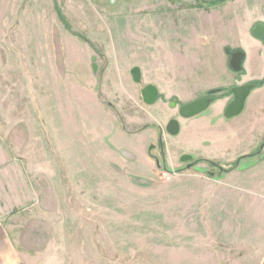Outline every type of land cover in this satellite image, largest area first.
<instances>
[{
	"label": "rangeland",
	"instance_id": "rangeland-1",
	"mask_svg": "<svg viewBox=\"0 0 264 264\" xmlns=\"http://www.w3.org/2000/svg\"><path fill=\"white\" fill-rule=\"evenodd\" d=\"M108 2L0 0V126L12 128L0 135L21 141L14 150L39 189L27 221L14 222L20 264H262L264 228L251 226L259 213L245 191H195L196 178L164 165L169 116L147 110L140 69L123 66L135 60L101 50L116 34ZM221 2L158 12L182 6L194 27Z\"/></svg>",
	"mask_w": 264,
	"mask_h": 264
},
{
	"label": "crops",
	"instance_id": "crops-1",
	"mask_svg": "<svg viewBox=\"0 0 264 264\" xmlns=\"http://www.w3.org/2000/svg\"><path fill=\"white\" fill-rule=\"evenodd\" d=\"M178 1L159 0L157 5L156 0H109L117 10L116 34L115 39L108 34L109 43L101 50L117 52L121 63L135 60L123 66L139 68L140 82L155 89L156 100L147 110L174 118L164 120L165 131L169 121L177 123V133L166 132L163 144V162L171 174L184 169L189 180L196 178L195 191H245V203L259 213L251 226L264 228V34L253 33L256 26H264V0H222L210 18L198 16L194 27L182 6L158 12L166 8L163 4ZM136 3L148 4L141 18L135 15L139 9L132 10ZM244 85L252 88L242 112L225 118L232 89ZM208 91L215 98L195 116L183 118L179 107H164L163 100L186 105ZM138 94L141 97L140 87ZM176 109L179 120L173 117ZM162 120L154 122L160 127ZM1 132L12 128L0 126ZM19 143L10 134L0 135V264L21 263L14 222L23 217L27 221L29 205L39 202V189L30 187L28 160L14 150Z\"/></svg>",
	"mask_w": 264,
	"mask_h": 264
},
{
	"label": "water",
	"instance_id": "water-1",
	"mask_svg": "<svg viewBox=\"0 0 264 264\" xmlns=\"http://www.w3.org/2000/svg\"><path fill=\"white\" fill-rule=\"evenodd\" d=\"M253 33L256 37H262L264 34V26L261 24L256 26ZM134 80L136 82H139L140 79H139L138 74L137 76H134ZM251 88L252 86L250 85H244V86L235 87L232 89L233 100L228 104L227 108L225 109V112H224L225 118L227 119L233 118L242 112L245 99L247 95L249 94ZM146 91L151 92L152 94L151 98L148 99L146 97V95L144 94ZM142 94H143V99L147 104H150L156 100L155 89L151 86L146 87L142 91ZM209 103H210V99L202 98V99L193 101L189 104L182 105L179 108V115L183 118H189V117L195 116L201 113L202 111H204L208 107ZM167 129L170 134L172 135L176 134L178 130L177 123L174 120L170 121ZM184 159H186V157Z\"/></svg>",
	"mask_w": 264,
	"mask_h": 264
},
{
	"label": "trees",
	"instance_id": "trees-1",
	"mask_svg": "<svg viewBox=\"0 0 264 264\" xmlns=\"http://www.w3.org/2000/svg\"><path fill=\"white\" fill-rule=\"evenodd\" d=\"M259 84H261V83H259Z\"/></svg>",
	"mask_w": 264,
	"mask_h": 264
}]
</instances>
